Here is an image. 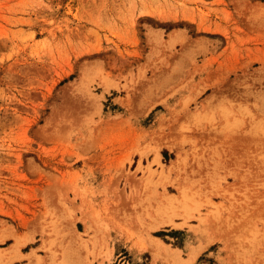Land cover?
Segmentation results:
<instances>
[{
    "label": "rangeland",
    "instance_id": "1",
    "mask_svg": "<svg viewBox=\"0 0 264 264\" xmlns=\"http://www.w3.org/2000/svg\"><path fill=\"white\" fill-rule=\"evenodd\" d=\"M70 263L264 264V0H0V264Z\"/></svg>",
    "mask_w": 264,
    "mask_h": 264
},
{
    "label": "bare ground",
    "instance_id": "2",
    "mask_svg": "<svg viewBox=\"0 0 264 264\" xmlns=\"http://www.w3.org/2000/svg\"><path fill=\"white\" fill-rule=\"evenodd\" d=\"M173 202V200L171 199V202L170 203H172ZM154 241L159 245V246H162L161 248H163V245H164V242L161 240V239H159L158 237H155V239H154ZM19 243V242H18ZM174 254V253H173ZM174 255H176V253L174 254ZM179 257V256H178ZM180 260V259H179ZM70 264H72V263H70Z\"/></svg>",
    "mask_w": 264,
    "mask_h": 264
}]
</instances>
